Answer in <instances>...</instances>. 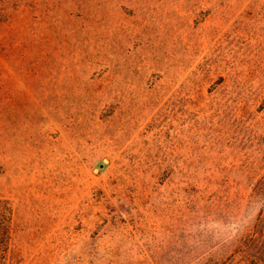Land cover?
Here are the masks:
<instances>
[{
    "label": "rangeland",
    "instance_id": "rangeland-1",
    "mask_svg": "<svg viewBox=\"0 0 264 264\" xmlns=\"http://www.w3.org/2000/svg\"><path fill=\"white\" fill-rule=\"evenodd\" d=\"M0 264H264V0H0Z\"/></svg>",
    "mask_w": 264,
    "mask_h": 264
},
{
    "label": "trees",
    "instance_id": "trees-1",
    "mask_svg": "<svg viewBox=\"0 0 264 264\" xmlns=\"http://www.w3.org/2000/svg\"><path fill=\"white\" fill-rule=\"evenodd\" d=\"M6 201L0 200V239H6L8 233V209Z\"/></svg>",
    "mask_w": 264,
    "mask_h": 264
}]
</instances>
